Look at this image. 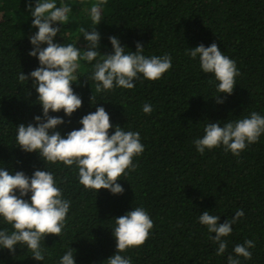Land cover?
<instances>
[{
	"label": "trees",
	"instance_id": "1",
	"mask_svg": "<svg viewBox=\"0 0 264 264\" xmlns=\"http://www.w3.org/2000/svg\"><path fill=\"white\" fill-rule=\"evenodd\" d=\"M63 2L72 10L69 20L57 25L56 42L83 47L79 29L96 27L101 54L111 53L108 37L117 36L126 52L135 51L139 41L145 55L169 53L172 66L158 80L140 79L132 89L97 92L96 82L84 78L91 65L81 61L77 75L84 77L71 85L82 98L81 107L71 117H64L62 110L50 112L64 117L66 123L57 129L64 135L80 127L81 116L95 111L89 99L93 93L97 106L108 112L110 124L139 132L144 151L133 157L135 169L126 170L127 175L116 181L123 193L100 189L96 194L78 183L74 165L51 164L16 145V126L33 122L32 117L41 113L31 79L18 78L38 66L28 55L32 47L28 37L35 28L25 0H0V167L27 175L45 168L71 202L60 237L46 234L41 241L43 262L18 244L12 254L0 249V264H56L68 246L75 264H103L116 251L111 233L114 217L138 206L149 214L153 227L142 245L122 253L131 257L132 264H227L228 255H235L232 248L246 239L255 247L249 249L252 258L241 257V264H264V134L239 156L222 147L201 155L192 144L203 135L206 123H224L253 111L264 115V0H103L98 25H92L88 15L98 0ZM213 42L239 69L232 93H221L220 104L212 98L219 95L212 74L203 73L198 60L186 55L189 47ZM144 103L152 104L150 114L142 112ZM238 209L244 215L222 238L227 247L217 256L211 239L215 233H208L197 218L208 210L223 223ZM0 228L13 230L2 222Z\"/></svg>",
	"mask_w": 264,
	"mask_h": 264
},
{
	"label": "clouds",
	"instance_id": "2",
	"mask_svg": "<svg viewBox=\"0 0 264 264\" xmlns=\"http://www.w3.org/2000/svg\"><path fill=\"white\" fill-rule=\"evenodd\" d=\"M103 0L90 5L88 15L92 25L101 21L100 6ZM25 7L32 17L31 26L35 31L28 37L31 49L30 57L38 61V66L25 74H18L21 81H32L37 93L36 102L41 113L34 115L30 123L16 126L15 142L26 153L36 152L39 158L64 166H75L78 183L86 190H107L110 194H122L124 189L117 183L118 177L127 175L126 170L135 169L133 157L144 151L140 134L137 131L124 130L119 125L110 124V117L103 106H97V98L90 96V104L95 111L81 116L80 127L73 128L62 135L58 126L66 123L64 117L71 115L81 107L82 98L72 88L78 82L77 72L81 61L91 65L92 71L85 78L96 82L97 92L115 88L132 89L136 80H158L172 66L169 53L163 55H145L144 46L137 41L135 51H125L117 36H109L111 53L99 52L100 33L96 27L91 30L79 29L83 38V47L74 43H59L57 37L60 27L70 18L71 5L60 0H25ZM98 55L100 56L97 59ZM186 55L198 60L199 69L212 74L214 88L219 95H213L217 104L223 103V94H231L235 86V77L239 75L236 62L224 55L215 42L209 46L198 44L189 47ZM95 61V63H93ZM84 86L83 83L80 85ZM63 111L64 117L51 115ZM144 114L153 111L151 103H144ZM70 122V121H68ZM109 129H112L111 134ZM264 134V115L250 112L235 120L209 122L203 126V135L192 140L195 151L201 155L206 150L222 147L223 151L239 156L248 145L258 141ZM27 197V198H26ZM70 201L63 197L51 171L33 170L27 175L23 170L10 171L0 167V222L11 224L12 231L0 228V249L14 253L18 244L25 245L36 261H44L45 249L41 245L46 234L60 237L65 227V218L70 209ZM242 209L223 223L220 216L205 210L198 216V222L206 226L214 244L215 254H224L227 241L222 239L232 232V225L243 217ZM153 222L142 206L131 208L125 214L114 217L111 233L115 238V253L103 264H132L131 257L122 255L133 246L142 245L149 235ZM255 247L253 240L246 239L236 244L227 257V264H241L240 258L250 260ZM56 264H75L73 249L68 246L58 256Z\"/></svg>",
	"mask_w": 264,
	"mask_h": 264
}]
</instances>
